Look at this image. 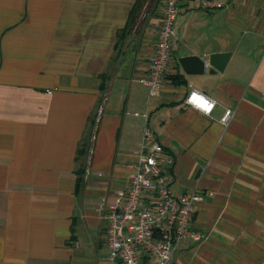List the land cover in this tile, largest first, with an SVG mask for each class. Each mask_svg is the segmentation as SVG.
I'll return each instance as SVG.
<instances>
[{"label":"crops","instance_id":"obj_1","mask_svg":"<svg viewBox=\"0 0 264 264\" xmlns=\"http://www.w3.org/2000/svg\"><path fill=\"white\" fill-rule=\"evenodd\" d=\"M215 1L182 10L150 95L139 78L159 0L140 22V0H0V264H103L98 208L125 188L146 124L172 159L173 191L203 192L191 227L204 236L183 238L171 264H264V0ZM189 54L204 73L185 72ZM191 87L218 102L211 118L186 103Z\"/></svg>","mask_w":264,"mask_h":264},{"label":"built area","instance_id":"obj_2","mask_svg":"<svg viewBox=\"0 0 264 264\" xmlns=\"http://www.w3.org/2000/svg\"><path fill=\"white\" fill-rule=\"evenodd\" d=\"M159 1L162 12L156 44L146 73L139 78L150 95H157L166 83L172 53L179 45L174 24L182 10H211L221 6L215 0ZM193 89L191 87L186 101ZM142 140L133 170L127 174L125 188L116 193L114 203L98 208L100 219L105 222L108 247L103 264H171L173 253L183 238L200 240L204 236L191 227L203 192L194 188L175 193L170 169L172 159L165 154L162 143L147 124Z\"/></svg>","mask_w":264,"mask_h":264},{"label":"water","instance_id":"obj_3","mask_svg":"<svg viewBox=\"0 0 264 264\" xmlns=\"http://www.w3.org/2000/svg\"><path fill=\"white\" fill-rule=\"evenodd\" d=\"M229 55V51L211 53L208 59V63L211 66L209 72L222 70L229 58ZM179 62L187 73L202 74L205 72L206 59L199 55H183L179 57Z\"/></svg>","mask_w":264,"mask_h":264},{"label":"clouds","instance_id":"obj_4","mask_svg":"<svg viewBox=\"0 0 264 264\" xmlns=\"http://www.w3.org/2000/svg\"><path fill=\"white\" fill-rule=\"evenodd\" d=\"M186 103L201 115L211 118V114L218 102L213 98L206 96L202 91L193 89ZM234 115L235 114L231 109H226L224 115L217 121V123L226 130L231 120L234 119Z\"/></svg>","mask_w":264,"mask_h":264},{"label":"rangeland","instance_id":"obj_5","mask_svg":"<svg viewBox=\"0 0 264 264\" xmlns=\"http://www.w3.org/2000/svg\"><path fill=\"white\" fill-rule=\"evenodd\" d=\"M152 0H141V4H140V8H139V11H138V22L141 21V18L143 16V7H147L149 5V3L151 2Z\"/></svg>","mask_w":264,"mask_h":264},{"label":"trees","instance_id":"obj_6","mask_svg":"<svg viewBox=\"0 0 264 264\" xmlns=\"http://www.w3.org/2000/svg\"><path fill=\"white\" fill-rule=\"evenodd\" d=\"M139 4H141V0H140V3ZM139 8H140V6H139Z\"/></svg>","mask_w":264,"mask_h":264}]
</instances>
